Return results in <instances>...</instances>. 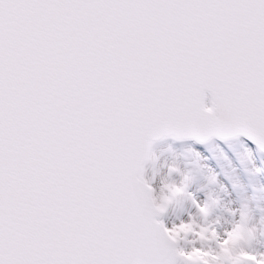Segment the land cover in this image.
I'll return each instance as SVG.
<instances>
[{"label":"snow or ice","instance_id":"snow-or-ice-1","mask_svg":"<svg viewBox=\"0 0 264 264\" xmlns=\"http://www.w3.org/2000/svg\"><path fill=\"white\" fill-rule=\"evenodd\" d=\"M254 153L264 0H0V264H264Z\"/></svg>","mask_w":264,"mask_h":264},{"label":"rangeland","instance_id":"rangeland-1","mask_svg":"<svg viewBox=\"0 0 264 264\" xmlns=\"http://www.w3.org/2000/svg\"><path fill=\"white\" fill-rule=\"evenodd\" d=\"M190 147H191V145H185L184 151H187ZM173 150H174V147H170L169 145L161 146L157 150V152H156L155 155L158 157V161H157V165L156 166L159 169V175H158L157 180H156V182L154 184L155 186H157V185L159 186L160 179L163 178V176H164V174L166 172V169L164 167H162V165H165V163H162L161 162V159L164 162L165 161L164 159L170 158L168 156V153H169V151H173ZM197 150L203 152V149L200 150L198 148ZM253 160H254L255 166L256 167H260L261 166V160H264V156L261 155V154H258V153H254L253 154ZM255 160H257L258 163L255 162ZM182 161H183V156H182ZM151 176H152V172L149 173V177H151ZM251 180H253L254 182H257V185L256 186H258V187H264V176H258V177H255V178H251ZM251 180L249 179L248 182L250 183ZM155 186H153V187H155ZM245 193H246V196L249 197L248 192L246 190H245ZM230 198L234 200L236 198L235 197V194L233 193ZM181 207H183V206L182 205H177V213L176 214H174L171 210L169 211V214H168V216H169V222L166 224L167 226L170 227L169 223L170 224L173 223V222H177L178 223V220L176 219V215L178 214L179 209ZM180 218L183 219L184 217L181 216Z\"/></svg>","mask_w":264,"mask_h":264},{"label":"bare ground","instance_id":"bare-ground-1","mask_svg":"<svg viewBox=\"0 0 264 264\" xmlns=\"http://www.w3.org/2000/svg\"><path fill=\"white\" fill-rule=\"evenodd\" d=\"M179 148H177V149H175V150H173V151H169V153H168V156L170 157V158H166V159H164L165 161L163 162L162 161V159H161V162L162 163H166V162H171V158H172V155L173 154H175L176 155V157H177V159H178V161H179V159H180V157L182 156V154L185 152L184 151V146L182 145L181 147L180 146H178ZM154 154H155V152L156 151H152ZM152 172V168H151V165H148V167H147V169H146V177L148 176V174L149 173H151ZM244 195H245V193H244Z\"/></svg>","mask_w":264,"mask_h":264},{"label":"water","instance_id":"water-1","mask_svg":"<svg viewBox=\"0 0 264 264\" xmlns=\"http://www.w3.org/2000/svg\"><path fill=\"white\" fill-rule=\"evenodd\" d=\"M157 142H158V141H157ZM157 142H154L153 145L156 144ZM145 174H146V173H145Z\"/></svg>","mask_w":264,"mask_h":264}]
</instances>
